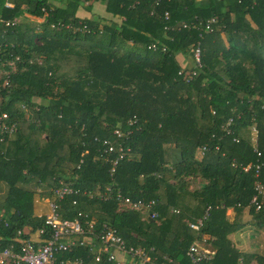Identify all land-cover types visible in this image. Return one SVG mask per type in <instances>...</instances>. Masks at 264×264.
Returning <instances> with one entry per match:
<instances>
[{
    "label": "trees",
    "instance_id": "obj_1",
    "mask_svg": "<svg viewBox=\"0 0 264 264\" xmlns=\"http://www.w3.org/2000/svg\"><path fill=\"white\" fill-rule=\"evenodd\" d=\"M9 1L5 7L0 0V18L17 22H0V113L15 129L0 142V246L16 245V229L41 225L32 214L33 190L25 186L60 181L77 189L60 200L62 216L81 211L95 226L110 224L126 246H151L189 264L184 250L204 238L214 252L198 264H264V252L239 251L229 238L242 225V206L246 222L264 234V203L256 210L247 205L252 170H241L255 161L252 145L264 160V0H95L107 16L94 17L75 15L84 0ZM163 11L168 21L213 17L212 29L200 37L196 27L164 31ZM80 24L87 31L73 28ZM197 39L194 66L189 48ZM151 42L155 49L147 47ZM176 54L189 57V66ZM179 68L194 74L184 81ZM116 126L130 133L115 137ZM103 139L128 147L110 175L98 156ZM165 145L177 149L176 161L167 162ZM200 145L206 148L196 159ZM105 186L130 198H153L156 217L113 197L85 194ZM219 203L223 207L209 209L197 230L187 226L205 205ZM229 206L230 220L224 214ZM64 255L111 264L94 262L86 247Z\"/></svg>",
    "mask_w": 264,
    "mask_h": 264
},
{
    "label": "built area",
    "instance_id": "obj_2",
    "mask_svg": "<svg viewBox=\"0 0 264 264\" xmlns=\"http://www.w3.org/2000/svg\"><path fill=\"white\" fill-rule=\"evenodd\" d=\"M86 1L84 0V2ZM157 1L154 0L155 3ZM251 1L253 2L254 0ZM2 4L5 7H11L9 0H3ZM162 19V29L164 31L174 32L196 27L198 28L197 37H200L203 32H210L212 29L211 25L214 22L213 17H209L202 22L197 21L196 23L194 20L168 21L166 11H163ZM0 22L4 26H9L15 24L17 19L0 18ZM73 28L80 31H87V27L84 24ZM147 47L155 49L156 45L151 42ZM160 50H164V46L161 45ZM189 52L193 65L199 66L200 47L198 39L190 46ZM14 59H17V57L15 56ZM7 65L12 68L13 60H9ZM176 73L181 75L184 81H187L194 74V71L192 69L179 68ZM17 105L23 111L25 118L34 121L27 107L22 103H18ZM230 122L231 116H228L221 126L225 134L230 133ZM126 123L130 125L132 120H128ZM14 129L15 121L9 119L6 112H1L0 142L7 138ZM250 131L254 134L255 130L253 126H250ZM123 132L117 126L112 128V134L115 137H121L123 134L124 137L127 136L130 133V128L124 129ZM232 140H235V138L232 137ZM101 144L103 146L99 150L98 156L109 164L107 171L110 175L117 161L122 158L124 152L128 150V147L122 145L120 142L111 144L106 139H103ZM205 148V145L197 146L196 154L201 157ZM252 151L256 157L255 161L251 164L246 163L241 165V170L247 171L250 168L252 170V193L249 196L247 205L256 210L264 203V160L261 157V152L254 145H252ZM81 160L82 158L79 157L77 164L81 163ZM34 191L36 193L43 192L47 195V210L41 215V225L29 232L26 231V237H20L25 232L16 229L14 232V239L17 241L16 245L7 244L0 246V264H83L80 256L69 257L64 255V253L72 251L75 247H86L94 262H99L101 259H104V261L111 264H181L164 253H158L151 246L147 248L132 245L126 246L113 226L106 223H100L98 226H95L91 220L87 219L84 212L76 211L71 218L62 216L60 214V200L66 195L77 193V189L73 188L70 184L58 181L54 186L42 187L36 185ZM85 194L88 197L95 195L101 199L113 197L127 208L143 212L144 216L149 219H153L157 215L154 209L155 201L153 198H130L121 195L118 190L112 192L109 186H105L102 192H86ZM73 202L74 200H71L70 203ZM212 207L221 208L223 204L205 205L199 216L187 221V226L197 230L202 225L209 209ZM30 233L33 234L32 237L29 236ZM115 251L118 252V256L114 253ZM213 252L214 249L210 244L204 238H200L191 241L187 245L184 250V255L189 264H198L200 260L211 256Z\"/></svg>",
    "mask_w": 264,
    "mask_h": 264
},
{
    "label": "crops",
    "instance_id": "obj_3",
    "mask_svg": "<svg viewBox=\"0 0 264 264\" xmlns=\"http://www.w3.org/2000/svg\"><path fill=\"white\" fill-rule=\"evenodd\" d=\"M89 1H86L80 5L75 15L78 17H94L96 15L100 16H107L103 12L102 4L98 1L91 2L90 8L86 10L83 5H87ZM101 11L99 12V10ZM116 20V19H115ZM175 58L177 61L182 65L186 66L188 64L187 57L182 54H176ZM190 60V59H189ZM163 151L165 153L167 162L169 161H176L178 159V151L175 147L170 145L163 146ZM193 156L196 159L200 157L196 154V148L193 151ZM197 179V178H196ZM25 187L33 190L32 196V214L36 217H41L43 213L47 210L46 205V193H36L34 191L35 186L34 183L30 182ZM4 184H0V204L2 202L3 193H4ZM224 214L228 220H230L233 215V209L229 206L225 209ZM240 220H241V227L233 231L229 234V238L232 241L233 245L242 252H253V253H263L264 252V234L261 230L253 229L247 222H246V206H242L240 209ZM26 229H23V232H26ZM251 234V236H249ZM30 237L33 236L32 233L29 234Z\"/></svg>",
    "mask_w": 264,
    "mask_h": 264
},
{
    "label": "rangeland",
    "instance_id": "obj_4",
    "mask_svg": "<svg viewBox=\"0 0 264 264\" xmlns=\"http://www.w3.org/2000/svg\"><path fill=\"white\" fill-rule=\"evenodd\" d=\"M88 1V0H87ZM89 2H95V0H89ZM54 3V2H53ZM101 11V9L99 10V12ZM187 60H188V64L186 65V67H188L189 66V64H190V60H189V57L187 58ZM249 236H251V234L249 235ZM117 256L119 255L118 254V252H114Z\"/></svg>",
    "mask_w": 264,
    "mask_h": 264
}]
</instances>
